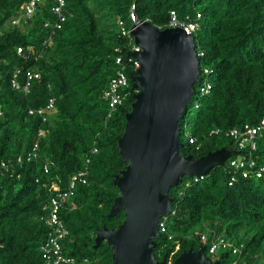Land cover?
<instances>
[{
	"label": "trees",
	"instance_id": "obj_1",
	"mask_svg": "<svg viewBox=\"0 0 264 264\" xmlns=\"http://www.w3.org/2000/svg\"><path fill=\"white\" fill-rule=\"evenodd\" d=\"M26 1L0 0V163L24 157L13 172L0 175V264H42L40 246L49 228L41 217L49 185L66 189L71 175L85 168L86 183L74 188L77 207L60 211L68 230L61 248L81 264H112L111 246L103 240L95 248L94 238L99 229L114 228L124 218L123 210L112 217L107 213L119 194L112 178L127 164L117 141L136 92L131 81L136 69L128 62L133 40L120 33L118 20L127 29L134 19L163 29L174 10L197 23L199 79L180 120L179 139L183 154L198 158L221 147L235 149L237 140L227 132L255 126L264 117V0H65L66 20L58 29L51 0L38 3L29 17L20 10ZM117 56L127 65L128 83L121 89L127 94L111 110L104 92L119 67ZM16 70L21 86L25 71L38 73L27 93L11 85ZM204 84L210 88L201 93ZM50 99L53 109L45 120L29 113ZM40 128L47 133L38 140L39 157L26 161ZM255 141L251 168L227 173L225 167L242 151L232 153L207 175H184L169 189L172 212L166 225L173 238L156 239V259L176 242L174 259L186 249L208 247L218 236L242 247L236 254L217 249L213 257L206 250L210 260L264 264V127ZM45 161L53 162L48 172L42 168ZM200 233L207 235L206 242Z\"/></svg>",
	"mask_w": 264,
	"mask_h": 264
},
{
	"label": "water",
	"instance_id": "obj_2",
	"mask_svg": "<svg viewBox=\"0 0 264 264\" xmlns=\"http://www.w3.org/2000/svg\"><path fill=\"white\" fill-rule=\"evenodd\" d=\"M130 34L140 47L129 53L139 61L131 77L136 92L117 141L127 164L112 178L119 194L107 213L112 217L123 210L124 218L114 228L99 229L94 247L105 240L112 249V264H166V252L158 260L153 249L161 237L158 222L172 211L169 189L179 185L184 175H207L234 149L221 147L198 158L182 152L180 120L199 79L194 34L180 27L159 29L148 20L136 19ZM205 250V245L186 249L172 264H218Z\"/></svg>",
	"mask_w": 264,
	"mask_h": 264
},
{
	"label": "built area",
	"instance_id": "obj_3",
	"mask_svg": "<svg viewBox=\"0 0 264 264\" xmlns=\"http://www.w3.org/2000/svg\"><path fill=\"white\" fill-rule=\"evenodd\" d=\"M52 5L50 7L52 14L56 16L53 27L58 29L61 27L62 23L66 20V12H65V0H51ZM44 2V0H28L20 5V10L22 13L29 17L33 14L35 11L37 4ZM0 16H1V10H0ZM198 17H200V14H197ZM136 18L133 16V19ZM19 23L18 18H14L11 20V24L16 25ZM47 23H45V26ZM118 26L119 31L122 35H126L130 37V39L133 40V37L130 34L131 26L130 28H125L122 21L118 20ZM173 27H180L184 29L187 33L194 34V31L197 27V23L191 20L189 15H185L182 19L178 17L177 13L172 10L170 12V18L168 23L166 24L165 28H173ZM140 47L132 42L131 51H139ZM21 49H18V52H20ZM128 53V62H132V66L137 69L139 67V61L132 57ZM116 63L118 64V69L116 71V74L110 79L108 89L104 92V97L109 99V105L111 107V110L115 108V105L120 103L121 100L126 96V92L122 93L121 89H124L127 86L128 83V77L126 74V62L123 61L122 56L116 57ZM204 72H207L205 69ZM19 73V70H16L13 74V77L11 78V85L15 89H21L23 92L27 93L29 91V85L30 81L34 78L38 77V73L33 72L31 70L25 71V83L21 86L18 80L16 79V75ZM210 88L209 84H204L200 87L201 93L208 92V89ZM53 109V99H50L49 102L45 105V107H41L38 109H29L30 114L37 113L38 115L43 116V120H45V113L51 112ZM1 108H0V114H1ZM264 127V117L260 121L259 124L255 126H248L245 125L241 129L233 128L230 129L227 134L233 136L237 140V147L234 149V153L241 152L236 158H233L229 162V166L225 167V171L229 174L234 172L236 169L239 168H251L254 166V159L251 157V152L255 150L256 148V136L259 134L260 130ZM47 133V129L40 128L37 132V139L33 142L31 145V148L25 155L26 161L36 160L39 157V142L38 140L41 137H44ZM186 136H188V142L194 143L195 138L192 136H189L188 133H185ZM249 150V152H247ZM95 151V149L93 150ZM231 156V155H230ZM229 156V157H230ZM228 157V158H229ZM227 158V159H228ZM24 157L18 156L16 158V162L13 161H1L0 163V175H2L5 171L6 172H13L14 171V165L15 163H20ZM226 159V160H227ZM53 165L52 161H45L43 163V171L48 172L49 167ZM263 168H259L255 171V174L257 176L261 175V171ZM87 169L80 170L73 175H71L69 180V185L66 189H61L60 187L56 186L55 184H50L49 189L50 196L49 200L44 206L45 212L42 215L41 219L43 222L47 225L49 228V232L47 234V237L42 242L40 246L41 251V258H42V264H81V262L76 261V259L72 256H68L63 253L61 248V241L62 239L68 234V230L64 225V222L60 216L61 210H68L71 211L77 207V202L75 200V193L74 188L77 183H86V175H87ZM244 176L248 175V172L246 170H243L242 173ZM232 175V174H231ZM38 179H36L37 181ZM232 181H234V177L232 176L229 184H232ZM172 212V211H171ZM169 215V214H168ZM166 219L167 215L162 216L160 221L158 222V231L159 233L167 235V238L170 240L173 238V234L169 233L167 230L166 225ZM200 240L202 242H206L207 235L204 233H200ZM206 246V250H208V255H213L217 251V249H223L228 250L230 249L232 254H236L240 252L241 246H236L231 241H227L223 239L222 237L213 236V238L209 242V246L207 247V244H204ZM179 242H176L173 245V248L169 251L166 250V264H172L174 260V255L179 250ZM1 247V245H0ZM205 250V253H206ZM213 260V259H211ZM231 264H239L238 260L235 259L231 262Z\"/></svg>",
	"mask_w": 264,
	"mask_h": 264
},
{
	"label": "rangeland",
	"instance_id": "obj_4",
	"mask_svg": "<svg viewBox=\"0 0 264 264\" xmlns=\"http://www.w3.org/2000/svg\"><path fill=\"white\" fill-rule=\"evenodd\" d=\"M200 226V225H199ZM199 228V227H198Z\"/></svg>",
	"mask_w": 264,
	"mask_h": 264
}]
</instances>
